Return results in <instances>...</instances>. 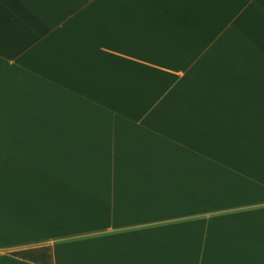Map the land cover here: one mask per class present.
<instances>
[{"label": "crops", "instance_id": "1", "mask_svg": "<svg viewBox=\"0 0 264 264\" xmlns=\"http://www.w3.org/2000/svg\"><path fill=\"white\" fill-rule=\"evenodd\" d=\"M0 131V264H264V0H0Z\"/></svg>", "mask_w": 264, "mask_h": 264}, {"label": "trees", "instance_id": "2", "mask_svg": "<svg viewBox=\"0 0 264 264\" xmlns=\"http://www.w3.org/2000/svg\"><path fill=\"white\" fill-rule=\"evenodd\" d=\"M31 251H21V252H16L14 253L15 256L24 258V259H30L32 258L31 256H29Z\"/></svg>", "mask_w": 264, "mask_h": 264}, {"label": "rangeland", "instance_id": "3", "mask_svg": "<svg viewBox=\"0 0 264 264\" xmlns=\"http://www.w3.org/2000/svg\"><path fill=\"white\" fill-rule=\"evenodd\" d=\"M1 134H4V131H0ZM17 133H19V131H17ZM19 135V134H18Z\"/></svg>", "mask_w": 264, "mask_h": 264}]
</instances>
